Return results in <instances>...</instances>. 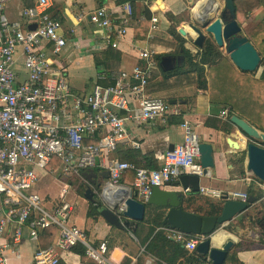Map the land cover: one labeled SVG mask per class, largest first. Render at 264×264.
<instances>
[{
    "label": "built area",
    "instance_id": "2783aa9c",
    "mask_svg": "<svg viewBox=\"0 0 264 264\" xmlns=\"http://www.w3.org/2000/svg\"><path fill=\"white\" fill-rule=\"evenodd\" d=\"M6 1L0 0V264H9L6 250L10 246L5 232L10 223L14 224L12 245L20 241L24 226L31 238H37L41 230L51 225L57 227L55 241L38 247L32 264H57L60 252L69 251L78 243L84 246V255L93 264H109L106 241L93 247L82 228L67 223L71 205L65 194L70 185L62 187L53 209L43 206L35 190L38 170L47 168L56 156L59 165L50 170L57 171L62 181L76 186L81 177L79 170L96 166L98 157L108 171L111 185H119L127 170H134L131 188L135 198L142 202L153 186L177 188L171 184L178 181L180 174L199 177L204 174L199 160L200 139L186 119L179 124L184 132L182 142L165 151L158 167H135L113 157L118 146L139 147L128 129L129 123L158 121L167 125L171 117L182 115L177 103L149 91L151 81L161 73L158 52L149 43L158 30L160 2L144 0L151 14L145 44L136 46L140 63L129 71L111 72L108 85L95 83L91 91L78 92L68 83L67 62L62 58L66 45L63 21L48 15L50 0H31V5L21 10V20L15 22H9L2 12ZM114 1L113 10L99 6L91 11L71 13L73 25L87 21L101 33L105 45L118 48L132 28L134 10L128 0ZM139 19L144 16L140 15ZM31 24H35L34 29L29 28ZM73 31V27L69 29ZM97 79L105 80V73ZM220 115L226 117L227 110H222ZM86 139L95 141L84 143ZM254 177L250 172L245 184L252 183ZM180 191L192 192L189 187H180ZM198 192L217 200L245 202L249 198L246 191L223 192L199 186ZM161 229L189 251H194L204 239L197 235L187 237L167 226Z\"/></svg>",
    "mask_w": 264,
    "mask_h": 264
},
{
    "label": "crops",
    "instance_id": "0c3cea01",
    "mask_svg": "<svg viewBox=\"0 0 264 264\" xmlns=\"http://www.w3.org/2000/svg\"><path fill=\"white\" fill-rule=\"evenodd\" d=\"M50 2L52 11L61 10L62 15L67 11V17H63L62 20L63 32L66 37L62 58L67 62L68 83L74 90L89 92L95 83L103 86L104 80H98L97 77L105 73V71L113 73L122 69L129 71L135 64L140 63L137 47L144 45L145 40L141 42L135 40L133 27L128 29L125 40L119 44L118 48L109 49V46L103 43L101 33L96 32L90 23L85 21L77 26L73 25L71 13L79 10L91 11L99 6H105L109 10H113L116 4L114 0H50ZM202 2V6L208 4L207 0H202ZM219 2L220 0H214L211 5L214 8L219 7ZM31 3V0H8L4 4L2 12L9 22L19 21L21 20V10L30 6ZM162 3L164 6L160 4L162 8L158 11V30L154 32V38L149 42L157 50L159 56L170 53L171 50L178 46L179 42H182L180 35V40H177L167 31L172 24L168 14L177 16L176 31L177 29L190 31L189 24L195 21L194 16L185 17L187 12L190 11L191 13L192 11L188 0H162ZM142 6L143 2L141 1L135 3L137 12L141 10ZM192 14L194 15L193 11ZM236 20L242 28L243 35L249 40L251 30L262 25L264 8L260 7L248 14L236 12ZM72 27L74 31L69 32ZM188 41L191 42L189 39ZM217 48L223 56L227 57L224 48L218 46ZM113 51L119 54V60L107 55L108 52ZM95 55L101 57V64L97 66L93 59ZM206 71L207 66H205ZM260 72L261 69L259 68L256 73L246 72V74L259 78ZM195 78L196 76L193 73L173 75L167 79L161 78L160 75L153 78L149 86L150 93L159 97L162 93L168 92L172 94L167 97L168 102L174 101V103H177L181 108L182 115L171 117L167 125H162L158 121L142 122L140 124L129 123L128 129L133 138L139 143V147L134 149H137L141 154H147L152 157L153 165L158 167L162 163L165 151L182 142L184 132L179 124L184 119L188 120L200 141L210 143L214 150V166L200 177V186L212 187L223 192L229 190L246 191L249 198H253L254 201L249 205L250 207L247 211L241 213L230 222L232 230L218 227L212 235V243L214 246H220L232 239L234 244L229 253L235 250L241 264H264V182H260L254 177L252 183L249 185L245 184L244 179L250 175L244 159L243 163L240 162V158L242 156L244 158V151L241 148L245 144V137L235 125L231 123L227 131L222 129L221 124H218V128L205 125L206 121L213 123L214 119L224 122L227 116L221 117L220 112L224 109L227 110V107L222 104L211 103L208 91L196 87ZM81 79L84 82H81ZM229 139L237 143L239 147L232 145L228 141ZM100 161L101 159L97 157L96 166L79 170L81 176L79 184L84 186V190L89 180H95L100 174L107 171L105 167L101 166ZM56 173L58 172L48 168L38 170V181L35 190L44 199L48 190H51L53 194L56 190V185L62 184V187L65 184L70 185L66 191L67 195L65 194V200L71 205L68 217V220L70 219L69 225H76L82 228L87 236L88 243L93 247H96L101 241H106L109 264H166L146 249V245L153 234L158 229L161 230V227L154 226L148 222L146 212L147 210H151V212L161 210L163 212V209L154 205H146L144 219L138 222L135 228H116L106 222L99 214L88 215L92 203L85 198L84 193H78L79 184L75 186L69 181L64 182L58 177H54ZM132 182L133 177L127 172L121 179L120 186L128 189L131 188ZM52 185H55V189ZM171 185L178 187H167L164 189L181 193L182 208L184 210L199 215H207L205 214L207 209L205 200L218 201L217 199L203 196L198 191L184 194L180 191L181 185L178 181L172 182ZM250 187L256 193L262 192V197L255 199L249 193ZM71 190L72 192H70ZM60 192L56 194L55 198L52 199L50 196L51 199L44 202L48 204V210L55 207L59 200ZM92 206L94 205L92 204ZM13 227V223L8 224L5 232V240L10 246L6 250L9 264H32L34 251L38 247L50 245L57 237L56 230L51 239H48L42 232H39L37 238H31L28 235L26 226H24L20 241L17 245H12ZM151 230L153 231L151 232ZM174 241L177 242L176 240ZM182 246L184 247L183 243ZM12 249H15L16 252L13 253ZM77 249L78 247H74L69 251L60 252L57 264H93L89 258L79 253ZM185 254V256L178 258L173 257V264H189L197 258L195 250L189 251L186 249ZM225 264H230L228 259H226Z\"/></svg>",
    "mask_w": 264,
    "mask_h": 264
},
{
    "label": "water",
    "instance_id": "95a60500",
    "mask_svg": "<svg viewBox=\"0 0 264 264\" xmlns=\"http://www.w3.org/2000/svg\"><path fill=\"white\" fill-rule=\"evenodd\" d=\"M207 0L202 6L201 14H195L194 23L189 24L190 31L177 29L182 37L175 52L159 56V68L162 72H170L186 65V50L195 56L207 39L224 51L232 65L247 73H256L260 66V56L252 42L243 35L242 28L236 20L234 0H220L219 7H213ZM160 4L163 5L162 0ZM161 6V5H160ZM161 6V8H162ZM35 24L29 25L34 29ZM185 39V40H184ZM191 40L190 41H188ZM170 103H174L171 101ZM230 122L240 130L245 137L244 163L246 168L260 181L264 182V132L258 130L246 120L232 115ZM232 145L237 143L228 140ZM172 149L169 148V150ZM200 163L206 172L214 166V150L210 143L200 141ZM200 177L191 174H180L178 182L182 189L189 187L192 192L199 189ZM84 196L97 207L98 214L116 228H135L144 219L146 205H154L163 209L161 223L187 235L203 236L195 248L197 258L189 264H225L227 254L232 248V239L220 246H214L212 235L218 227L232 230L230 222L249 209L254 201L248 198L245 202L236 199L222 200L221 210L217 215H199L182 208L181 193L153 186L145 201L135 198L132 188L111 185L108 171L100 174L97 179L89 180L84 190ZM123 207L120 211L119 208Z\"/></svg>",
    "mask_w": 264,
    "mask_h": 264
},
{
    "label": "trees",
    "instance_id": "16d2710c",
    "mask_svg": "<svg viewBox=\"0 0 264 264\" xmlns=\"http://www.w3.org/2000/svg\"><path fill=\"white\" fill-rule=\"evenodd\" d=\"M128 1L132 3L134 10V18L131 21L135 34L134 38L139 42L144 41L149 27L151 12L144 4V0ZM137 1L143 2L141 10L138 12L135 8V3ZM234 6L236 12L248 14L260 7L264 8V0H234ZM47 13L51 18L63 20L61 10L52 11V8L49 7ZM140 15H143L144 19H139ZM168 18L172 22L167 30L168 33L175 39L180 40V36L175 28L176 23L178 22L177 16L168 14ZM249 40L257 49L260 56L259 68L261 69V72L259 78L246 74V72L238 71L232 65L229 58L221 54L211 39H207L204 42L203 47L195 56H192L187 50L185 51V67L176 68L170 72L160 71V77L167 79L173 75H187L193 73L196 76L194 81L196 87L199 89H206L208 91L210 102L222 104L227 107V119L224 122H220L219 119H214L213 123L206 121V126L218 128V124H221L222 129L227 131V129L231 126L230 116L236 115L246 120L258 130L264 132V20L262 25H259L251 30ZM109 49L114 48L109 46ZM107 55L111 58L119 60V54H117L116 51L108 52ZM93 59L96 66L101 64V57L95 55ZM205 66H207L206 72ZM110 73V71H105L106 79L102 83L103 85H108L110 83L108 81ZM94 141L95 140L86 139L84 143H92ZM113 155L120 161L132 163L135 167L156 168V166L153 165L152 157L147 154H141L137 149L131 147H123L122 145L118 146ZM243 159L244 158L242 156L240 158L241 163H243ZM59 161V158L54 156L47 168L50 170L53 167L58 166ZM127 172L131 177L134 176L135 172L133 169H129ZM255 179L260 181L256 177ZM77 191L79 194H83L84 186L79 184ZM249 193H251L255 199L262 197V192L256 193L251 189V187L249 189ZM205 202L207 204L205 214L217 215L220 212L221 205L223 203L222 200H205ZM97 214V207L92 206L91 204L88 215L93 216ZM146 216L148 222L152 223L154 226L164 227L161 223L163 216V212L161 210H157V212L147 210ZM56 230L57 227L55 225H51L40 232L46 235L48 239H51ZM152 231L153 230H151V232ZM187 237H192V235H187ZM74 247H78L77 251L84 254V246L82 244L78 243L72 248ZM146 249L149 253L164 261L166 264H173V257L178 258L186 255V249L182 246V242H175L173 239L168 238L162 229H158L153 234L146 245ZM226 259H228L230 264H241L237 258V252L235 250L230 253L228 252Z\"/></svg>",
    "mask_w": 264,
    "mask_h": 264
},
{
    "label": "rangeland",
    "instance_id": "374dc122",
    "mask_svg": "<svg viewBox=\"0 0 264 264\" xmlns=\"http://www.w3.org/2000/svg\"><path fill=\"white\" fill-rule=\"evenodd\" d=\"M192 16H194L193 14H192V11H191V13H190V11L189 12H187L186 14H185V17L186 18H190V17H192ZM176 49H177V47L176 48H174L173 50H171L170 51V53H172V52H175L176 51ZM170 95H172V94H170V93H162L161 95H160V97L162 98V99H164V100H168V98L167 97H169ZM54 177H57V173L56 174H54ZM56 185V184H55ZM55 185H52L53 187H54V189H55ZM51 186V187H52ZM61 187H62V184H58V186L56 185V190L53 192V194L51 193V190H48V193H47V191H46V197H44V199L42 198V203H43V206L46 208V209H48V204L47 203H44L45 201H49L50 199H51V197H52V199L53 198H55V196H56V194L57 193H59L60 192V190H61ZM41 188V187H40ZM70 192H72V190L70 191ZM52 194V195H51ZM67 195V194H66ZM51 196V197H50ZM59 197H60V195H59ZM58 197V198H59ZM255 213V212H254ZM67 223L69 224L70 223V219L67 221Z\"/></svg>",
    "mask_w": 264,
    "mask_h": 264
},
{
    "label": "bare ground",
    "instance_id": "6f19581e",
    "mask_svg": "<svg viewBox=\"0 0 264 264\" xmlns=\"http://www.w3.org/2000/svg\"><path fill=\"white\" fill-rule=\"evenodd\" d=\"M190 3V6L192 8V11L195 14H201L202 12V0H188ZM154 9L156 8V6L153 7Z\"/></svg>",
    "mask_w": 264,
    "mask_h": 264
}]
</instances>
